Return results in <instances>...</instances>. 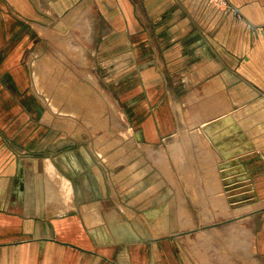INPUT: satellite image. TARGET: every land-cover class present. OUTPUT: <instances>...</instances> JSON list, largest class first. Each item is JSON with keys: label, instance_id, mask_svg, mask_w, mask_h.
Wrapping results in <instances>:
<instances>
[{"label": "crops", "instance_id": "0c3cea01", "mask_svg": "<svg viewBox=\"0 0 264 264\" xmlns=\"http://www.w3.org/2000/svg\"><path fill=\"white\" fill-rule=\"evenodd\" d=\"M229 1L240 15L205 0H0V264H200L177 226L186 185L147 207L115 197L111 165L91 143L58 137L39 116L27 55L40 30L82 17L95 23L96 71L116 77L142 127L138 142L174 135L180 103L206 93L193 106L216 113L201 126H220L223 192L257 220L251 250L264 262V29L254 30L264 0Z\"/></svg>", "mask_w": 264, "mask_h": 264}, {"label": "rangeland", "instance_id": "374dc122", "mask_svg": "<svg viewBox=\"0 0 264 264\" xmlns=\"http://www.w3.org/2000/svg\"><path fill=\"white\" fill-rule=\"evenodd\" d=\"M233 8L237 13L226 10L222 14L240 15ZM212 13L210 10L206 19L207 27L215 23L210 20ZM92 20L82 17L76 23H59L39 31L38 41L27 55L33 99L41 108L39 116L58 137L71 136L75 145L91 143L98 158L111 165L115 197L122 196L128 201L138 197L141 202L136 206L147 207L160 195L167 197L170 190L174 191L169 185H186L176 188V200L181 202H177V208H183L177 226L181 244L192 247L190 255L200 264H264L251 250L257 220L232 210L234 205H230L228 195L223 192L227 175L223 169L229 163L225 165L222 139L217 136L220 126L215 122L201 126L216 113L210 106L200 111L193 106L205 101L206 93L182 101L181 112L174 110L177 119L174 135L154 145L138 142L134 133L142 131V127L131 121L122 106L116 77L100 75L94 67L96 29ZM263 29L264 24L254 27ZM71 39L83 49L81 53L66 49L65 43ZM68 77L72 81L70 88L68 84L61 86L63 78ZM225 84L228 93L236 86L232 82ZM212 94L217 95L209 92L207 97L211 99ZM178 146L180 164L173 156ZM158 183L163 186L159 191L158 187L153 189ZM202 183L206 187H201Z\"/></svg>", "mask_w": 264, "mask_h": 264}, {"label": "bare ground", "instance_id": "6f19581e", "mask_svg": "<svg viewBox=\"0 0 264 264\" xmlns=\"http://www.w3.org/2000/svg\"><path fill=\"white\" fill-rule=\"evenodd\" d=\"M75 41V40H74ZM73 41V39L67 41L65 44V47L68 51L70 52H76V53H81V51L83 50L82 48H80V46H78L77 44H75ZM71 79L68 77V78H63L62 80V84L61 86H67L66 84H68V87L71 86ZM70 88V87H69ZM81 94V93H80ZM179 153V154H178ZM180 153H181V150H180V147L178 146L177 150L173 152V156L175 158V161L176 163L180 164L182 161H180Z\"/></svg>", "mask_w": 264, "mask_h": 264}, {"label": "built area", "instance_id": "2783aa9c", "mask_svg": "<svg viewBox=\"0 0 264 264\" xmlns=\"http://www.w3.org/2000/svg\"><path fill=\"white\" fill-rule=\"evenodd\" d=\"M207 2H211V4L216 6V9L223 13L226 10H232L235 13H237L236 9L233 8V6L228 2V0H205ZM224 6V7H223ZM222 8V9H221Z\"/></svg>", "mask_w": 264, "mask_h": 264}]
</instances>
